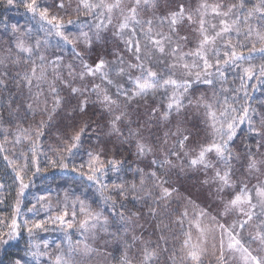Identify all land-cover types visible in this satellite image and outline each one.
I'll return each mask as SVG.
<instances>
[{
  "label": "snow or ice",
  "instance_id": "6c2138e0",
  "mask_svg": "<svg viewBox=\"0 0 264 264\" xmlns=\"http://www.w3.org/2000/svg\"><path fill=\"white\" fill-rule=\"evenodd\" d=\"M0 7L28 16L25 25L4 23L0 46V152L23 149L18 159L4 156L14 175L0 193L15 196L0 216V264H210L209 255L215 264H264V103L253 107L248 91V82L264 86V63H241L252 59L242 49L264 53V0ZM231 66L243 73L238 88ZM121 149L129 156L118 159ZM49 167L80 181L25 206ZM194 175L209 203L185 226L188 211L173 205L179 181ZM174 226L184 236L178 248ZM50 230L64 234L61 242L40 235Z\"/></svg>",
  "mask_w": 264,
  "mask_h": 264
},
{
  "label": "trees",
  "instance_id": "16d2710c",
  "mask_svg": "<svg viewBox=\"0 0 264 264\" xmlns=\"http://www.w3.org/2000/svg\"><path fill=\"white\" fill-rule=\"evenodd\" d=\"M48 4H53V0H47ZM53 10H55V7H53ZM74 18V17H73ZM4 23H18L20 25H25L28 23V16L24 13L23 9L20 10H15V9H5L3 7H0V46H3V44L8 42L6 32L7 30L3 27ZM233 42H236V38L233 37ZM244 43H247V41H244ZM262 45L257 44V48L261 47ZM244 51L245 56L251 55L252 59L251 60H246L242 61L241 63L243 64L244 67H247L249 64H255L259 65L261 63H264V53H261L259 51L251 52L249 53L248 49H242ZM65 58L69 59L73 55L70 51H66L64 53ZM258 70V69H257ZM243 75L242 70L238 67L231 66L228 69V80L229 84L232 87H239L240 81L239 77ZM249 83V96L252 98L250 100V104L253 107H258L260 104L264 103V86H255L253 87L254 81L253 82H248ZM207 86L205 85H200V89L204 90L206 89ZM66 95V93H64ZM89 116H91V111L89 112ZM93 119H96V117H92ZM36 119H40V117H36ZM84 119H88V117H84ZM67 122V121H65ZM242 129L244 130L245 135H247L248 132V125H242ZM97 131L96 129L89 130L85 137L83 139L85 140L84 148H88L89 144H94V132ZM48 143H54V141H46L44 142V148L45 150L47 149ZM239 143V141H238ZM9 150L6 152H0V182H3L5 184V188L11 191L12 188V175L14 173L12 172L11 165L8 163L7 160L4 159V156L7 155L9 160L13 159H18L21 151L19 146L17 149H15V153L11 150L9 145L5 146ZM109 147H112V145H109ZM51 155V153H49ZM129 156V153L127 149H121L120 153L117 154V158H123ZM83 159H87V157H83ZM18 162L22 163V161L18 160ZM41 168L47 167V163L44 159V157H41ZM75 173L67 172V171H61L59 169H53L50 168L48 169L47 172L43 173L42 175L44 176H38L36 180L38 181L39 186L41 184L40 192L41 194H44L46 192H50V190L54 187H59L65 189L66 187H70V185H73V182L71 181L73 179V175ZM112 179H115V175L111 176ZM190 179L184 178L181 181H179L177 187H183V185L188 183ZM63 182V183H62ZM66 182V183H65ZM0 195H4L7 197V201L5 204H0V216H5V215H10V206L13 203L15 193L13 192L11 195L8 194L7 191L0 193ZM129 207L133 208V210H136V206L133 204H130ZM20 246H24V241L21 240L19 243ZM19 245L15 248H13L11 251L13 254L18 250ZM0 259H5L2 255H0Z\"/></svg>",
  "mask_w": 264,
  "mask_h": 264
},
{
  "label": "rangeland",
  "instance_id": "374dc122",
  "mask_svg": "<svg viewBox=\"0 0 264 264\" xmlns=\"http://www.w3.org/2000/svg\"><path fill=\"white\" fill-rule=\"evenodd\" d=\"M210 2H211V0H210ZM55 10H53V11H55ZM39 176H41V175H39ZM36 178H35V183L28 190L30 195H28V199L25 201V206H27V207H30V205L28 204V200H32L33 195H40L41 194L40 190H38V189H40L41 184L39 186H37L38 181L36 180ZM187 179H190V181L188 183H186V185L184 184L183 187H179L180 195H179L178 199H180V204L179 205H175V204L173 205L174 207H180L181 211H184V210L188 211L189 215H188V218L185 220V226H187L188 221L193 218L194 213L198 212V210L200 208L205 207L209 203L208 199L206 198V189L203 188L199 182L200 177L194 175L191 178H187ZM73 180L80 181V177L78 175L74 174L73 179L71 181L73 182ZM70 187L75 188L76 184L73 183V185L71 184ZM63 191H64V189L61 188V186L56 187V188L53 187L50 190L53 197H55L56 193H60L62 196ZM77 194H79V193H77ZM185 197L190 198V199H184ZM209 211H212V209H209ZM42 215H43V212H42ZM22 218H25V219L31 218V213H28L27 215H23ZM203 223L206 225L207 220L205 219L203 221ZM174 231L176 233V238L173 240L171 238V233H169V238H170V242L178 248V247H180L181 241L184 239V236L181 234V230L179 228H176L175 226H174ZM40 235L42 237L48 239L49 241L61 242V239H62L64 234L61 232H56V231L50 230L49 232L41 233ZM196 236H197V233L193 229V242H195ZM77 238H78V234L73 236V240H75ZM152 238L155 239V237H152ZM209 243L211 244V240H209ZM22 247L23 246L19 245V248H22ZM211 251H212V249L210 248V252ZM207 259L210 262V264H215V259L211 255H209ZM92 264H113V261L111 260V257H97V259L95 261H93Z\"/></svg>",
  "mask_w": 264,
  "mask_h": 264
}]
</instances>
